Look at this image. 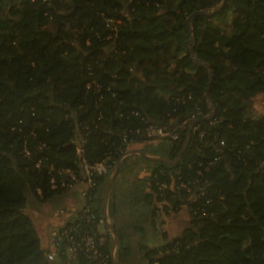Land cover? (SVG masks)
<instances>
[{
  "label": "trees",
  "instance_id": "16d2710c",
  "mask_svg": "<svg viewBox=\"0 0 264 264\" xmlns=\"http://www.w3.org/2000/svg\"><path fill=\"white\" fill-rule=\"evenodd\" d=\"M221 2L0 0V264H50L25 211L26 191L41 201L66 191L50 189L38 160L73 165L72 140L80 135L89 161L114 153L120 131L141 124L133 111L178 131L160 155L174 160L195 107L212 117L194 123L177 162L149 160L152 192L143 198L151 205L154 194L175 210L185 205L190 224L170 243L146 249L144 258L147 264H264V115L251 113L253 99L264 94V0H225L213 15L194 18V52L213 76L207 96L209 68L195 64L188 49L177 55L188 45L189 15ZM51 18L59 21L54 31L47 28ZM169 59L176 60L173 69ZM132 66H142V79ZM147 142L153 141H138ZM156 182L175 188L161 193ZM202 207L205 215L197 211ZM107 210L114 221L112 200ZM114 228L117 251L127 255Z\"/></svg>",
  "mask_w": 264,
  "mask_h": 264
},
{
  "label": "built area",
  "instance_id": "2783aa9c",
  "mask_svg": "<svg viewBox=\"0 0 264 264\" xmlns=\"http://www.w3.org/2000/svg\"><path fill=\"white\" fill-rule=\"evenodd\" d=\"M109 90V88H108ZM115 92L112 97H116ZM184 97L176 98V102H183ZM121 104V101H117ZM134 116L139 117L141 124L135 127L130 126L120 131L122 143L116 148V151L104 153L99 159L89 161L85 154L84 144L86 139L80 138L72 140L76 148V158L71 166L55 167L53 164H42L41 160L35 163V166L42 168L47 167L49 174V186L52 190L72 191L78 190L83 204L70 218L60 227L54 229L48 239L45 250V256L50 264H114L115 250H112V238L110 230L100 231V225L107 227V205L101 204V209L98 208L99 181L102 177L109 176L113 171L116 163L121 161L135 144L141 141H158V140H176L179 133L176 129L169 128L149 115H142L139 111H133ZM118 117H126L127 113L117 112ZM203 114L199 107H195L194 111L188 118V122L192 123L195 119L202 117ZM102 118V113L99 112L96 119L99 121ZM193 129L197 126L193 124ZM25 154L29 155V151L25 150ZM118 156V158H117ZM208 162L205 170L215 162ZM200 173V171H198ZM197 181V180H196ZM194 181V183H196ZM156 186L161 193L168 189H174V182L167 184L165 182H156ZM181 187L190 191L186 183L181 182ZM198 187V193L204 194L202 187ZM40 194V190H38ZM209 202V200H207ZM202 215L206 214L205 209L198 208ZM197 213L196 211L193 212Z\"/></svg>",
  "mask_w": 264,
  "mask_h": 264
},
{
  "label": "rangeland",
  "instance_id": "374dc122",
  "mask_svg": "<svg viewBox=\"0 0 264 264\" xmlns=\"http://www.w3.org/2000/svg\"><path fill=\"white\" fill-rule=\"evenodd\" d=\"M61 13H65L63 10ZM59 12V13H60ZM59 21L53 20L52 18L48 22L47 28L51 31L55 30ZM189 41L186 49H181L178 52V57L184 54V51L188 49ZM161 62L165 61L161 59ZM176 60H167V69H173ZM130 71L133 72L135 77L143 78L142 76V66L131 67ZM253 115H264V94H259L253 99L252 112ZM154 120V118H153ZM171 123V122H170ZM148 143V144H147ZM143 145H138L139 148H130L127 155L120 161V166L117 175L109 187L107 195V203L112 200L116 204L117 218L114 219V225L116 229L120 231L122 236V243L129 248L127 255L121 254L116 251L115 260L117 264H147V261L141 257V252L138 248V241L146 242L149 246H155L162 243L163 239L160 234L156 233V229L149 226L148 219H150L151 214L156 210H161L163 213L167 214L168 210L178 211L181 208L175 210L172 205L166 201L165 204L167 209L163 208V203L159 205L157 201V196L153 194L151 199V205L148 201H143L144 193L152 192L149 182H147L148 174L153 164L140 153H144L148 156L163 155L167 152L169 144L167 141L158 140L153 142H147ZM136 151L130 153V151ZM138 151V152H137ZM157 154V155H156ZM113 171L106 178L103 186L98 189L100 194L98 208L101 209V204L104 201V188L108 179L112 176ZM147 182V183H146ZM143 191V192H142ZM76 191L64 192L52 196L46 201H41L35 197L29 190L26 191V207L25 211L28 212L35 220L38 225L40 222H46L47 225L51 224L52 220H56V212L58 207L62 205L65 207L67 203L71 200L75 205L80 206L83 204V199L79 196ZM138 195V196H136ZM134 198V199H133ZM137 200H136V199ZM183 212L186 218L190 217L186 206H183ZM147 219V220H146ZM109 223H113V220L109 218ZM142 228V229H141ZM100 231L108 232L105 225H100ZM170 243V242H167ZM166 243V244H167ZM47 246V245H46ZM57 261L53 264H57Z\"/></svg>",
  "mask_w": 264,
  "mask_h": 264
},
{
  "label": "crops",
  "instance_id": "0c3cea01",
  "mask_svg": "<svg viewBox=\"0 0 264 264\" xmlns=\"http://www.w3.org/2000/svg\"><path fill=\"white\" fill-rule=\"evenodd\" d=\"M143 144H146V143H143ZM143 144L137 143L133 146V149H137V148H139L138 145H143ZM157 156H159V155H157ZM73 191H76L79 194L78 190H73ZM67 192H70V191H66V193ZM160 203L164 204L163 208L166 210L167 206L165 204H168V203H166V201H159L158 202L159 205H156L157 206L156 208H158L160 206ZM103 204H104V201H103ZM79 207H81V205L77 206V204L75 205V203H73V201H71V200L67 203V205H65V207H62V205H60L58 207L57 212H56L57 218H56V220H52L50 222L51 223L50 225L49 224L47 225V223L43 222V221L37 225L36 220L32 217L34 222H35L36 229H37L39 236L41 238V244H42L41 246L42 247L46 248L50 233L54 229L63 225L70 218V216L74 213V210L78 209ZM183 210H184L183 207H181V209L176 211V212L172 211V210H168L167 214H166V213H163L161 210L158 209V210H156V214H154V212L151 214L152 216H150V219H148L149 226L153 227V229H156L155 230L156 233L161 235V238L163 239V241L159 245H155V246H149L146 242H143L142 240L138 241L137 245H138L140 252L142 253L141 254L142 258H144V251L146 249L158 248L162 245H165L167 242H171L173 239L179 237L181 235L182 231L187 226H189L191 217L186 218ZM107 216H108V220H109V218H111V217L109 216L108 210H107ZM112 224L114 225V221ZM106 228H108V227H106ZM110 235H111V238L113 241V234L111 233V231H110ZM125 245H128V244H125Z\"/></svg>",
  "mask_w": 264,
  "mask_h": 264
},
{
  "label": "water",
  "instance_id": "95a60500",
  "mask_svg": "<svg viewBox=\"0 0 264 264\" xmlns=\"http://www.w3.org/2000/svg\"><path fill=\"white\" fill-rule=\"evenodd\" d=\"M224 2L225 0H222L221 4L216 7L215 9L213 10H196L194 11L193 13H191L189 15V17L186 19L185 21V26H186V29H187V33L189 35V46H188V52L191 56V59L192 61L197 64V65H204L206 67L209 68V82L207 84V86L205 87V96H207V93H208V88L213 80V76H212V72L210 70V67L208 64L204 63L203 61L199 60L198 56L196 55V53L194 52V41H193V36H192V23H193V20L196 16H211L213 15L218 9H220L223 5H224ZM213 113L212 111L209 112L208 115H206L205 117H200V118H197L195 119L191 125L189 126L188 128V132H187V137L184 141V144H183V147L182 149L180 150L179 154L177 155V157L174 159V160H170L168 157H165V156H148L144 153H141V152H138L140 153L142 156H144L145 158H147L148 160H151V161H161V162H168V163H175L179 160L180 156L183 154V152L186 150L187 148V145H188V142H189V138H190V135H191V131H192V126L194 123L200 121V120H204V119H210L212 117ZM132 152H136V151H130V153ZM119 165H120V161H118L113 169V174L112 176L108 179L106 185H105V188H104V206L107 205V195H108V191H109V187L110 185L112 184V182L114 181L116 175H117V172H118V169H119ZM107 227L109 228V230L111 231V233L113 234V241H112V250H115L117 248V245L119 243V235L117 234V232L115 231V228H114V225L112 223H107ZM113 263L114 264H117V261L115 260V258H113Z\"/></svg>",
  "mask_w": 264,
  "mask_h": 264
}]
</instances>
